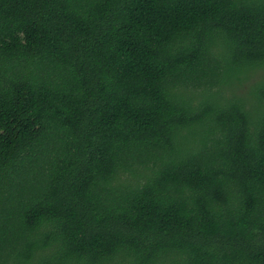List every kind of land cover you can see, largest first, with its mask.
<instances>
[{"label":"trees","instance_id":"trees-1","mask_svg":"<svg viewBox=\"0 0 264 264\" xmlns=\"http://www.w3.org/2000/svg\"><path fill=\"white\" fill-rule=\"evenodd\" d=\"M0 264H264V0H0Z\"/></svg>","mask_w":264,"mask_h":264}]
</instances>
